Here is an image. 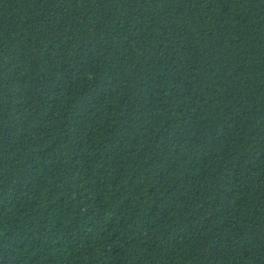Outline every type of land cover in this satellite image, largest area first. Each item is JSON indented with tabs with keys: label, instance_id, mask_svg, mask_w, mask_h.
I'll list each match as a JSON object with an SVG mask.
<instances>
[{
	"label": "trees",
	"instance_id": "trees-1",
	"mask_svg": "<svg viewBox=\"0 0 264 264\" xmlns=\"http://www.w3.org/2000/svg\"><path fill=\"white\" fill-rule=\"evenodd\" d=\"M0 264H264V0H0Z\"/></svg>",
	"mask_w": 264,
	"mask_h": 264
}]
</instances>
